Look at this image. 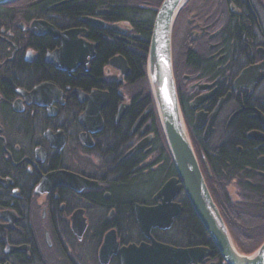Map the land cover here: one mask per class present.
<instances>
[{
  "label": "flooded vegetation",
  "instance_id": "af4514ba",
  "mask_svg": "<svg viewBox=\"0 0 264 264\" xmlns=\"http://www.w3.org/2000/svg\"><path fill=\"white\" fill-rule=\"evenodd\" d=\"M163 1L0 5V264H124L125 249L151 244L136 207L162 204L154 195L175 177L151 190L166 162L146 76ZM172 53L199 168L249 255L264 242V0H187ZM91 102L102 109L88 118ZM61 170L71 181L51 187ZM129 182L141 192L127 205L117 193ZM187 200L182 190L179 215L150 235L226 264Z\"/></svg>",
  "mask_w": 264,
  "mask_h": 264
},
{
  "label": "water",
  "instance_id": "95a60500",
  "mask_svg": "<svg viewBox=\"0 0 264 264\" xmlns=\"http://www.w3.org/2000/svg\"><path fill=\"white\" fill-rule=\"evenodd\" d=\"M15 0H0V5ZM187 0H164L155 15L149 41L146 75L155 111L166 141L172 163L179 178H171L157 193L154 200H162L157 207H136L140 228L151 244L132 246L124 250V264H198L209 255L204 247L183 249L157 242L150 235L153 228H169L181 207L173 201L184 190L194 212L210 237L214 247L226 264H264V242L253 253L241 254L235 247L231 235L206 187L179 109L173 78L172 38L177 16ZM97 107V109H96ZM102 107L91 102L87 117L97 115ZM122 115V114H121ZM142 121H139V124ZM71 177L62 173L51 175V187L67 184ZM48 181V180H47ZM68 181V182H67ZM74 189L92 188L89 182L72 186ZM109 242L110 238L107 239ZM106 240V243H108Z\"/></svg>",
  "mask_w": 264,
  "mask_h": 264
},
{
  "label": "bare ground",
  "instance_id": "6f19581e",
  "mask_svg": "<svg viewBox=\"0 0 264 264\" xmlns=\"http://www.w3.org/2000/svg\"><path fill=\"white\" fill-rule=\"evenodd\" d=\"M174 27H175V25H174ZM173 40V39H172ZM172 62H173V53H172ZM173 78H174V82L176 81L175 80V75H174V70H173ZM175 87H176V82H175ZM176 93H177V88H176ZM177 99H178V95H177ZM152 104L153 105H155V102L154 101H152ZM178 105H179V109H177V114L179 113V114H181V117H182V119H183V123H184V125H185V121H184V118H183V114H182V109H181V106H180V104H179V99H178ZM158 117V116H157ZM158 119V118H157ZM155 124H156V126H157V129H158V133H157V135H156V137H157V139H158V137H159V139H162V141L164 142V144L166 145V141H165V138H164V135H163V132H162V126L160 125L161 123H160V120H157V121H155ZM185 129H186V125H185ZM185 132L187 133V136L189 137V134H188V132H187V129L185 130ZM189 139H190V137H189ZM191 142V141H190ZM192 145V144H191ZM167 146V145H166ZM193 151H194V149H193ZM195 153V152H194ZM171 160V159H170ZM165 161V160H164ZM160 162V161H159ZM167 164H168V166H167ZM199 165V164H198ZM201 171V170H200ZM58 173H62V174H65V175H69V173L67 172V171H64V170H61V171H59ZM167 173H170L172 176H175V177H172V178H179L178 177V174H177V172H176V170H175V167H174V164L172 163V160L170 161V162H168L167 163V161L165 162V164H164V166L158 171V173H155V179L158 181H156L157 182V184H159V182H160V180L162 179V177H164L165 175H167ZM171 175L169 176V178L171 177ZM201 175H202V173H201ZM202 177H203V175H202ZM171 179V178H170ZM169 179V180H170ZM203 179H204V177H203ZM154 180V179H153ZM168 180V181H169ZM155 182V181H154ZM204 182H205V180H204ZM162 183H163V181H162ZM166 184V183H165ZM164 184V185H165ZM205 184H206V182H205ZM206 187H207V185H206ZM207 189H208V187H207ZM209 191V190H208ZM210 193V192H209ZM156 195H157V193H156ZM156 195H154V196H156ZM154 199H155V197H154ZM188 201V200H187ZM188 203L190 204V210L191 211H194V209H193V207H192V205H191V203L188 201ZM196 216H197V214H196V212H193ZM205 234L207 235V237L210 239V237L208 236V234L206 233V231H205ZM210 241H211V239H210ZM211 243H212V241H211ZM173 247V246H172ZM242 254V253H241Z\"/></svg>",
  "mask_w": 264,
  "mask_h": 264
},
{
  "label": "trees",
  "instance_id": "16d2710c",
  "mask_svg": "<svg viewBox=\"0 0 264 264\" xmlns=\"http://www.w3.org/2000/svg\"><path fill=\"white\" fill-rule=\"evenodd\" d=\"M137 66H138V64H137ZM157 145H158V147L161 146L159 148V151L161 150L160 155L165 157V160L167 161V163L170 162V158L165 151V149H167V147L164 144V142L162 141V139H161V141H158ZM167 166H168V164H167ZM167 175L170 176L171 174L167 173ZM140 192H141V187L137 186V184H135V182H129L122 189H120L117 194L120 197H123L125 201H128L127 205H129V204H131L133 197L138 196ZM202 231H201V233H202ZM204 236H207V235L204 233Z\"/></svg>",
  "mask_w": 264,
  "mask_h": 264
},
{
  "label": "rangeland",
  "instance_id": "374dc122",
  "mask_svg": "<svg viewBox=\"0 0 264 264\" xmlns=\"http://www.w3.org/2000/svg\"><path fill=\"white\" fill-rule=\"evenodd\" d=\"M152 25H153V23H152ZM161 147V146H160ZM167 147V146H166ZM163 150V149H162ZM161 151V150H160ZM160 151H159V153H160ZM165 151H166V153L168 154V156H169V158L171 159V157H170V153H169V151H168V149H165ZM195 154V153H194ZM160 155V154H159ZM159 155H158V158H159ZM196 156V155H195ZM161 157H163L164 158V156H162L161 155ZM197 159V158H196ZM156 160V159H155ZM155 160H152V162L154 161L155 162ZM171 161V160H170ZM153 162V163H154ZM198 162V161H197ZM156 163V162H155ZM154 163V164H155ZM153 164V165H154ZM154 168V167H153ZM162 167H160V165H159V167H158V169L156 170V173H158V171L161 169ZM166 178H169V176L168 175H165L164 177H162V179L160 180L161 182L163 181H165L166 180ZM158 182V181H157ZM156 181L152 184V188H151V190H153L154 189V187H155V184L157 183ZM160 183V182H159Z\"/></svg>",
  "mask_w": 264,
  "mask_h": 264
}]
</instances>
